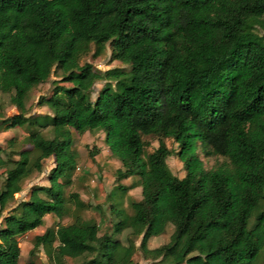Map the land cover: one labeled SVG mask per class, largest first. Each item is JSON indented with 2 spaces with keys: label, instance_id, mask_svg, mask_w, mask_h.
<instances>
[{
  "label": "trees",
  "instance_id": "obj_1",
  "mask_svg": "<svg viewBox=\"0 0 264 264\" xmlns=\"http://www.w3.org/2000/svg\"><path fill=\"white\" fill-rule=\"evenodd\" d=\"M255 26L264 29V0H0V92L17 109L0 127H25L30 145L13 152L11 137L0 145V264H20L18 235L45 214L62 218L67 202L88 206L60 180L76 163L69 128L101 129L119 162L115 180L135 174L140 197L131 212L111 207L109 230L78 212L57 220L34 234L22 264H54V252L79 264H130L136 248L156 264L264 263V33ZM105 43L127 69L101 73L80 63L90 45L96 56ZM51 69L69 85L38 97L49 113L26 114L29 90ZM97 79L114 82L90 99ZM143 134L157 136L146 154ZM162 137L177 144L180 177L166 165ZM197 148L225 160L205 168ZM49 156L48 183L31 185L1 215ZM167 225L168 239L148 247ZM125 230L124 240L116 236ZM39 246L46 263L33 257Z\"/></svg>",
  "mask_w": 264,
  "mask_h": 264
},
{
  "label": "rangeland",
  "instance_id": "obj_2",
  "mask_svg": "<svg viewBox=\"0 0 264 264\" xmlns=\"http://www.w3.org/2000/svg\"><path fill=\"white\" fill-rule=\"evenodd\" d=\"M258 33H264V29L257 26L254 27ZM92 45L88 53L80 58V63L87 61L101 73L115 69H127L128 64L120 62L110 57V49L107 43L104 49L96 56H92ZM108 81L113 85L114 80L97 79L95 80L89 91L90 99H93L99 88ZM69 85L68 79L56 69H51L48 77L33 86L28 94L25 102L26 114L33 113H49L50 110L45 104H37L39 96L47 95L54 84ZM17 109L8 100V93L0 92V118L16 112ZM45 136H51L48 128L41 129ZM72 144L71 151L76 159L75 167L67 177H61L60 180L64 181V193L75 191L78 197L86 202L88 206L81 209H74L70 202L66 203V214L58 219L54 214H46L43 218L41 225L36 226L20 235H18L19 256L18 261L20 264L28 260V249L32 245L33 236L36 233L43 231L45 227L54 228L57 220L62 223L70 222L76 212L82 216L93 217L97 223L99 232L109 230V224L112 221V206L123 207L127 212H131L130 202L140 197V186L138 184V177L131 174L125 178L115 180L114 170L119 166L118 160L113 157L105 143L104 132L101 129H93L77 133L74 129L69 128ZM26 128L23 126H15L8 129L0 127V145L5 147L6 140L12 138L13 145L10 148L16 152L20 148H29L30 145L24 141ZM145 141L143 146V154L150 152L157 145V136L151 134L141 135ZM165 145L170 149L171 153L165 157L166 165L169 170L176 176L180 177L183 174L181 161L177 158L175 151L177 149L176 142L170 137H162ZM92 152V155L89 152ZM197 153L203 162L205 168L214 167L220 162L224 161L221 155L211 154L205 155L203 151L197 148ZM16 156V153L13 154ZM52 157L44 158L41 167L37 171H33L30 175L23 179L21 189L13 194V199L7 202L6 206L1 211V215L5 214L17 201L25 197L26 191L33 184H47V174L49 168L52 166ZM116 182L125 185L124 191L118 189ZM264 202H261L258 207H262ZM257 209H255L256 211ZM252 217L248 221L250 225ZM171 231V225H167L164 232L156 236H151L148 239V247H153L165 242ZM127 235L126 230L116 234L117 237L124 240ZM139 236L132 238L134 244H138ZM33 257L36 260L44 261L46 263V256L39 246ZM132 262L130 264H156L158 257L152 255L150 252H143L136 248L131 255ZM54 264H79V260L70 257H60L57 252L53 253ZM256 264H264L262 261L257 260Z\"/></svg>",
  "mask_w": 264,
  "mask_h": 264
},
{
  "label": "crops",
  "instance_id": "obj_3",
  "mask_svg": "<svg viewBox=\"0 0 264 264\" xmlns=\"http://www.w3.org/2000/svg\"><path fill=\"white\" fill-rule=\"evenodd\" d=\"M47 214H49V213H47ZM45 215H46V214H45ZM45 215H44V216H45ZM44 216H43V218H44Z\"/></svg>",
  "mask_w": 264,
  "mask_h": 264
}]
</instances>
